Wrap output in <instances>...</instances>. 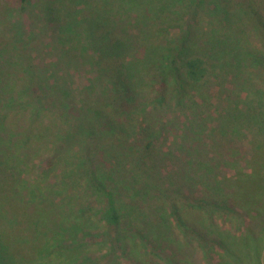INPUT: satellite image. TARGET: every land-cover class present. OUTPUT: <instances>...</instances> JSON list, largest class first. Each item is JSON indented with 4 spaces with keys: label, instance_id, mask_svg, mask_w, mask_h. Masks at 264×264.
Segmentation results:
<instances>
[{
    "label": "trees",
    "instance_id": "trees-1",
    "mask_svg": "<svg viewBox=\"0 0 264 264\" xmlns=\"http://www.w3.org/2000/svg\"><path fill=\"white\" fill-rule=\"evenodd\" d=\"M175 1L96 0L93 11L79 19L90 31L86 44L92 43L91 36L96 44L88 53L96 81L90 80L86 91L101 82L111 97L101 100L105 97L102 92L97 103L90 100L92 93H75L76 102L69 105L72 91L59 89L54 108L56 116L66 121L51 135L47 133L52 128L44 122L28 121L27 109L16 105L24 94L35 95L36 78L27 80L19 72L21 80L10 83L0 78V264H98L100 256L79 258L64 253L63 248L67 243L78 244L74 232L98 223L105 230L102 238L114 237L109 250L114 256L112 264H125L122 258L130 264H158L148 253L163 255L165 259H160L165 264H181L169 245L174 242L169 232L172 227L187 238L195 237L212 264H264L261 1L243 0L237 21L236 12L222 0H190L191 21L185 26L166 15L160 27L153 30L147 26L136 33V25L154 20ZM17 2L24 8L32 0ZM204 3L222 25L216 29L220 34L208 38V27L199 34L194 18ZM245 25L257 32L260 49L245 40L244 32L234 34L236 26L242 29ZM208 78H213V83L204 85ZM48 81L52 87L56 85ZM207 92L211 99H218L212 103L214 127L200 133L205 134L202 148L187 142L180 145L181 127L191 122L186 121L193 114L191 107H199L200 94ZM242 129L250 135L245 134L244 141L219 144L217 134L231 139L240 136ZM67 138L70 141L65 144L71 143L63 146ZM180 146H186L181 161L187 176L192 155L198 151L195 175L201 182L190 180L193 191L182 185H165L151 195L149 191H158L155 185L164 180L158 162H168L155 156L176 157L178 161ZM41 148L46 149V157L39 164L33 157ZM212 161L223 172L220 178L227 191H213L208 184ZM170 191L174 192L170 195ZM149 196L152 206L162 211V219L159 229L145 231L140 205ZM219 223L230 227L223 230ZM20 231L39 236L33 259L19 249L10 251V241L19 238ZM63 232L68 239L60 235ZM88 236L93 235L86 232L81 239ZM213 251L217 256L214 262Z\"/></svg>",
    "mask_w": 264,
    "mask_h": 264
},
{
    "label": "rangeland",
    "instance_id": "rangeland-1",
    "mask_svg": "<svg viewBox=\"0 0 264 264\" xmlns=\"http://www.w3.org/2000/svg\"><path fill=\"white\" fill-rule=\"evenodd\" d=\"M222 1L233 9V14L236 12L235 17L238 21L240 16V14L237 13L238 6L239 4H242L243 0ZM260 1V11L264 16V0ZM95 4L96 0H32L28 6L21 8L17 0H0V78H6L10 83L16 80H21L20 74H23L24 78L27 80L31 79L32 81L36 78L35 83L37 84L34 88L35 95L26 93L21 96L19 100L15 96L13 98L10 96L7 97L12 100L17 98L16 105L18 108L27 109L28 121L32 120L37 125L44 122V125L47 126V128H52V132H48L47 135H51L58 125H65L64 122L66 121V118L56 116V110L53 103L55 99L54 97L59 93V89L66 90L68 92L72 91L71 93H73V95L67 102L69 105L76 102L77 95L75 93H78L81 96L92 93L90 100L92 99L97 103H99L97 97L98 95L100 96V93L102 92H104L105 97L101 96V100H107L108 97H111L109 90H107L105 84L101 82H98L97 85L96 83L93 84L89 87L90 90L86 91L88 88L87 84L90 80L93 79L92 82L96 81L97 72L91 65L92 58L88 56V53L91 51L90 49H95L96 44L93 42L92 36V43L89 45L86 44V42L90 40V36L88 37L90 31L87 26L83 24V22H80L79 19L82 16L89 15L90 12L93 11L91 8ZM189 5L190 0H176L175 5L170 7L169 10L162 12L154 20L149 19L147 24L136 25L134 29L136 33L141 32L145 29V27L148 29L147 26L154 30L160 27V25H163L162 19L166 15H171L174 19H176L175 23H179L183 27L187 21H191L189 20L191 14L188 12L187 8ZM58 10L60 11L59 15L57 14ZM196 10H198V16L193 17L196 21H198L197 23L194 22L196 27L199 29L198 33L202 34L204 28L208 27L206 38L220 34V31H217L216 29L220 30V27L222 26L220 25L221 20L217 15L207 10L206 3ZM59 29L63 32L62 34ZM237 31H242V33L244 32L243 35L245 34V40H247L249 44L251 43L258 49L262 47L261 40L258 38L257 32L251 25H245L242 29L236 26L234 34ZM231 34H233L232 31ZM62 47L63 52L61 51ZM20 62L23 65L20 64V66ZM23 71H25V74ZM48 79L55 81L56 85L52 87L48 84ZM213 81V78H208L205 82H203V84L207 85L208 83H213ZM200 95L203 96V99L198 101L200 103L199 107L193 105L191 107L193 114L186 119L187 122L188 119H190L191 122H188L187 125L183 123L185 127H181L183 131L180 133L182 140L180 145L187 142L188 144H193L194 146L202 148V138L205 134L200 133L214 127V117L211 115L213 113L212 107L214 106L212 103H216L218 99L215 97L211 99L210 93L208 92L206 94L204 93V95L203 93ZM243 107V110L245 111V102L243 103ZM2 111L3 109H1L0 113ZM240 134V136L236 135L231 139L220 134H217L216 137L219 140V144L222 141L226 143L229 142L228 144H231V142L235 143L241 140L244 141L243 139L246 137L244 136L245 134H247L248 137L250 136L246 129H242ZM63 141V146H69L71 143L65 144L70 141L68 138L63 139ZM185 147L186 146L180 148L181 158H179L178 161L176 157H171V159H169L167 156H165L167 158H164L162 154L155 156V159L158 156L159 159H167L168 162L163 164L158 162V164L162 165L161 168L164 172V180L159 181L157 185H155L156 190L158 191H149L151 195L161 192L162 187H165V185L170 188L174 185H182L183 188L187 187L190 191L194 190L191 186L192 182L190 184L189 182L190 180H194L196 183L200 180L195 175V161L198 157L195 155L198 151L195 150L194 155H192V158L195 160H192V168H194V171L192 168L189 169L190 176H187V170L184 168L181 161V159L186 155ZM45 153L46 149L41 148L37 153H34L35 156L33 158L37 159L40 164L41 160L46 157ZM32 166L33 165L30 164V168ZM30 168L28 169L29 174L33 172ZM223 175L224 174L220 171L218 164L212 161L210 164V172L207 174V182L212 187L213 191H227L225 184L220 178V176ZM83 191L86 190L84 189ZM173 192L174 191H170L169 194ZM144 199L145 201L143 200L140 205L145 217V220H143L144 224H141V228L145 231L150 229L157 230L161 224L160 220L162 219V216L160 213L162 211L158 212V208L152 206L150 196L148 198L144 197ZM81 200L85 203V199ZM187 203L188 201L185 205H187ZM244 217L246 218V223H248L247 216L245 215ZM219 224L220 227L222 226L221 229L223 230L225 227L228 229L230 227L229 225L225 226L223 223ZM149 225L152 226L150 227ZM83 229L84 231L74 232V235H77L79 239L78 244L73 246L69 243L66 245L64 244V253L70 255L74 253L79 258L87 256L96 258L97 256H100L102 259L100 261H96V263L112 264L114 256L111 255L112 252H109V250L112 247L114 237L109 235L102 238L101 235L105 230H102L104 228L101 227L99 223L98 225L95 224L94 228L83 227ZM86 232H90L93 236H88L86 240L83 241L81 238ZM169 232L174 240L173 244L169 245L172 248V252L174 254L176 253V255H173L179 262H181V264H212V262L210 263L204 257L199 246V242L195 237L189 236L187 238L173 227L169 229ZM12 233L14 235V231ZM96 233H99L100 240L96 238ZM20 234L21 236L19 238L15 236V238L11 239L10 251H17L19 249L23 255H28V259H33L37 254L35 245L37 244L39 236L37 234L31 235L27 231L25 233L24 231L17 232V235ZM60 235L65 237V239H68V235H65L64 232ZM16 240L19 242L17 243ZM29 244H31L32 248L27 246ZM146 253L147 252H142L143 255ZM212 253L214 255V262L217 260V256L215 251ZM148 256L150 257V260L155 261V263L165 264V262L161 260L164 258L163 255H152L148 253ZM121 260L122 263L125 264L131 263L130 261H123V258Z\"/></svg>",
    "mask_w": 264,
    "mask_h": 264
}]
</instances>
